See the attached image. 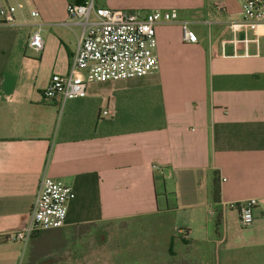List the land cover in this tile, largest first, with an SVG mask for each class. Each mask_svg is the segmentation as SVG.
Returning a JSON list of instances; mask_svg holds the SVG:
<instances>
[{
	"label": "crops",
	"instance_id": "1",
	"mask_svg": "<svg viewBox=\"0 0 264 264\" xmlns=\"http://www.w3.org/2000/svg\"><path fill=\"white\" fill-rule=\"evenodd\" d=\"M83 1H24L17 17L37 13L39 53L27 47L33 24L0 26V247L14 261L23 251L25 264H216L220 251L224 264L231 251L233 264H264V28L258 44L233 34L227 22L238 20L236 0L136 10L178 15L156 26L155 74L89 83L84 98L45 100L81 34L79 25H63L66 7ZM182 21L191 22L196 44L182 41ZM105 108L112 116L99 118ZM43 175L74 192L65 224L26 244L6 241L27 222ZM248 199L256 200L253 223L243 228L230 206Z\"/></svg>",
	"mask_w": 264,
	"mask_h": 264
},
{
	"label": "built area",
	"instance_id": "2",
	"mask_svg": "<svg viewBox=\"0 0 264 264\" xmlns=\"http://www.w3.org/2000/svg\"><path fill=\"white\" fill-rule=\"evenodd\" d=\"M238 20L228 21L227 26L233 34L242 32L243 42L258 44L259 32L264 28V0H236ZM17 0H0V26H31L33 30L28 38L27 47L39 53L44 46L41 36L42 27L33 20L35 11L28 18L17 17ZM224 2L217 4V10L223 12ZM67 20L63 25H79L81 34L76 51L66 74H53L43 90L45 100L61 98L62 102L84 98L89 83L129 80L155 74L159 63L155 54L157 46L156 26L178 22L176 10H154L144 15L136 11L97 7L96 0H84L81 4H69L66 7ZM191 22H180L182 41L188 44L198 42ZM253 32L255 37L249 38ZM235 46L238 40L233 39ZM84 72L85 76L78 75ZM109 108L99 112V118H109ZM225 179L222 178V181ZM71 187L62 185L43 175L39 180L27 222L20 229L5 237L7 241L26 244L31 237L43 230L61 228L65 224L67 203L73 199ZM255 199H248L230 207L237 211L241 227L247 228L253 223ZM183 234V231H180Z\"/></svg>",
	"mask_w": 264,
	"mask_h": 264
},
{
	"label": "rangeland",
	"instance_id": "3",
	"mask_svg": "<svg viewBox=\"0 0 264 264\" xmlns=\"http://www.w3.org/2000/svg\"><path fill=\"white\" fill-rule=\"evenodd\" d=\"M25 0H17V5L20 8L19 11H26L27 7L24 3ZM101 3L102 5H106L111 9H120V10H140V9H166L169 7H173L174 2L173 0H96V2ZM31 3V2H30ZM16 5V8H17ZM235 213L237 214L236 210ZM11 250L8 246L0 247V264H25L26 263V256L23 251L20 250L17 260L14 261L11 259L9 252ZM228 258L227 264H233L234 254L233 252H228L225 254ZM218 256L220 257V264H224V255L222 251L215 254V263H218ZM100 264V263H98ZM124 264H128V261L125 260Z\"/></svg>",
	"mask_w": 264,
	"mask_h": 264
},
{
	"label": "trees",
	"instance_id": "4",
	"mask_svg": "<svg viewBox=\"0 0 264 264\" xmlns=\"http://www.w3.org/2000/svg\"><path fill=\"white\" fill-rule=\"evenodd\" d=\"M211 202L213 205L214 226L218 229L222 220L221 189L218 174L215 172L212 177Z\"/></svg>",
	"mask_w": 264,
	"mask_h": 264
}]
</instances>
